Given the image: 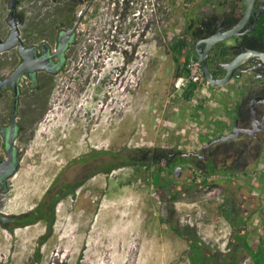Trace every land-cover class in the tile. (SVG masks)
Here are the masks:
<instances>
[{
	"label": "rangeland",
	"instance_id": "rangeland-1",
	"mask_svg": "<svg viewBox=\"0 0 264 264\" xmlns=\"http://www.w3.org/2000/svg\"><path fill=\"white\" fill-rule=\"evenodd\" d=\"M9 1L0 0L3 25ZM19 3L24 31L36 39L70 22L57 15L53 0ZM215 3L95 1L67 51L66 67L52 77L49 95L32 114L26 142L19 140L20 170L10 181L11 193L0 196V210L17 217L57 188L82 184L56 206L51 233L44 221L13 232L0 225V264H190L186 241L167 222L171 212L174 224L195 227L214 251L229 253L233 229L227 211L248 219L251 245L264 240V151L235 178L221 173L234 158L219 163L215 181L207 185L198 162L187 163L180 177H167L172 188L164 198L132 168L121 166L109 176L102 171L113 163L111 153L178 149L186 156L201 155L210 139L230 132L240 80L200 88L186 103L173 84L176 67L166 48V34L181 35L187 16L200 17ZM86 6L77 9L76 18ZM100 151L107 155L93 158ZM172 194L178 195L174 205ZM241 264L253 262L246 258Z\"/></svg>",
	"mask_w": 264,
	"mask_h": 264
},
{
	"label": "flooded vegetation",
	"instance_id": "flooded-vegetation-1",
	"mask_svg": "<svg viewBox=\"0 0 264 264\" xmlns=\"http://www.w3.org/2000/svg\"><path fill=\"white\" fill-rule=\"evenodd\" d=\"M19 1L20 0H16V20L18 23L20 38L22 39L26 49L34 50L36 60L44 61L47 59L49 62L48 64H45L48 69L44 68L32 74L25 72L18 80L14 81L9 78L24 62L20 55L19 47L17 46L0 53V164L3 166L2 169H4L0 171V196L11 193L10 181L20 170L23 158V154L21 153L22 150L18 145L19 140L26 142L28 133L34 125L32 114L36 111L37 107L39 108L41 105L43 106V97H47V95H49L53 81L52 77L60 74L66 67L67 51L75 44L79 27L95 3H93L89 11L82 19L81 24L67 44L66 48L62 53L58 54L61 45L60 38L62 34L74 27L86 8L81 11L79 17L74 20L77 9L83 6L85 3L88 6L91 0H85L83 5L77 7L75 13L71 14L74 16L71 18L68 26L56 28V30H52L51 33L50 31L46 32L47 35L45 34L46 36L43 39H40L42 36L38 37V39L34 38L32 35L28 36L31 31H24L27 23L24 14L19 11ZM262 1L263 0H256L252 16L247 25L241 30L239 36L219 42L212 48L208 63L212 74L216 78L221 79L226 76V71L223 68L224 64L233 62L237 57L247 53L248 51H258L257 49H254L252 45H248L246 38H248L256 28L259 19L256 21L255 16L260 11ZM10 2L11 0L8 2L6 24L3 25V23L0 21V39L3 43L9 39L10 32L12 30L11 26L9 25V17L11 12L9 8ZM217 2L219 4L216 5L215 3L214 7L210 9L211 11L215 10V12H211L209 10L203 13L202 16L197 17L198 19H205L204 16L212 17L216 15L221 21L219 22V26L217 27L214 34L204 39H200L195 43L194 49L196 55H198V51L205 50L206 48V44H201L198 46L200 42L209 39L219 31L225 34L237 27L245 15L248 4L247 0H217ZM237 5H241V7L244 6V11L241 15L235 12V16H233V12H231V10ZM224 6L226 9L228 8V10H224ZM0 15H2V13ZM3 18L5 17H2V19ZM234 18H239V21H233ZM224 50L232 51L234 53V56H232L228 62H222L218 58L217 52H222ZM234 80H240L241 82V85L239 86L240 101L238 103L244 102L246 108L248 109H236L237 105L235 106L236 111L234 109V113L236 115L234 125L227 135L232 133L236 122H238L239 129H254L252 103L254 100L258 99L254 105V109L257 111L258 118L257 130L252 135L242 133L238 138L228 142L215 143V141L219 140L223 136L210 139L212 141L202 148L201 155L196 153L186 156L185 154V157L190 159V165L196 166L195 163L197 161V166H200V168H205V164L212 162L216 164V169H218L217 165L219 163L227 164L229 161H226V155L229 153H227L226 144L230 143H233L231 151L237 154V157L234 158V161L238 158L241 162L244 160V158L247 160V162L253 159L257 161V159L262 156L264 151V127L261 125V123L264 119V103H262L260 99H264V65L257 58L250 59L235 72L232 81ZM15 105L17 106V113L14 124L15 131L13 141V156L10 160V140ZM248 111L250 117L248 116ZM24 142H22L21 145L25 144ZM221 156L222 160L220 159ZM14 170L16 173L15 175H12L11 171ZM79 183L82 182L78 181L74 184L66 185L75 186ZM13 218L14 216L5 217V215H3L2 211L0 210V225H4L5 228L7 227V229L11 228L13 226Z\"/></svg>",
	"mask_w": 264,
	"mask_h": 264
},
{
	"label": "trees",
	"instance_id": "trees-1",
	"mask_svg": "<svg viewBox=\"0 0 264 264\" xmlns=\"http://www.w3.org/2000/svg\"><path fill=\"white\" fill-rule=\"evenodd\" d=\"M53 1L58 13L57 15L62 20L67 18L68 22L71 21V18L74 16L71 14L75 13L77 7L85 3V0ZM198 1L199 0H188L189 3ZM224 10H228V8L226 9L225 7ZM243 11L244 6L241 7V5H237L231 10V12H233V16H235V12L241 15ZM211 12H215V10ZM204 18L205 19H198L189 15L186 17L188 21L187 26L181 35H165L167 42V55L171 57L172 62L176 67V74L173 78L174 85L180 78L186 79L190 76V70L188 67L193 60L197 61V55L194 49L195 43L200 39H204L214 34L217 27L219 26V22L221 21L216 15L212 17L204 16ZM75 19L76 17L74 16V20ZM233 21L238 22L239 18H234ZM246 42H248L249 46L252 45L254 49L264 51V10L261 13L255 30L248 38H246ZM125 54L127 55V52H125ZM217 54L218 58L222 62H228L230 58L234 56L232 51L225 50L222 52H217ZM125 60L130 62L128 57H125ZM197 90L198 85L194 83L188 84L186 87H184L181 93V97L184 102L191 103L196 96ZM238 108L248 109L246 108L244 102L238 103L236 109ZM211 141L212 140H209V142ZM226 146L227 153L229 152L226 155V161L230 158H236L237 154L231 151L233 143L226 144ZM185 154L186 153L178 149H136L128 151L127 154L111 153V159H113V163L107 167H104L102 171L106 176H109L112 171L120 168L121 166L132 168L134 173L140 177V179L147 177L146 180L150 182L152 187L155 189L157 196L163 197V195L171 192L172 188L168 182H166L167 177H172L177 167H182L187 163L190 164V159L185 157ZM105 155H107L105 152H94L93 158L97 159ZM84 161L87 162L86 159H84ZM215 165V163L209 162L205 164V168H200V166H198L204 176L202 185L211 184L215 181V176L217 175V169ZM248 167L249 162H247L245 158L242 162L238 158L228 167H222L221 173H226V178L231 179L235 178L236 173H246ZM229 171H233V173L229 174ZM194 175V177L198 176L197 174ZM81 184L82 183H79L75 186L65 185L57 188L53 192L48 193L43 201L34 210L29 213L14 217L12 221L13 226L8 229L13 232L15 228L33 226L40 221H44L49 233H51L55 224L56 206L61 200L67 198L68 196H73ZM177 200V194H172L169 198V201L172 205H174ZM226 214L227 220L231 223L233 229L232 238L228 243L229 253L214 251L208 244L202 241L195 227H181L177 223L174 224V212H171L172 219H168L167 222L175 236L186 241L188 245L187 256L190 264H241L246 258H250L253 264H264V240L255 247L251 245L248 233V219L238 220V216H234L232 211H227ZM237 221H239V223H236ZM46 239L47 237L44 236L38 243V256L40 255L41 247L45 243L44 240ZM38 256L37 259H39Z\"/></svg>",
	"mask_w": 264,
	"mask_h": 264
},
{
	"label": "water",
	"instance_id": "water-1",
	"mask_svg": "<svg viewBox=\"0 0 264 264\" xmlns=\"http://www.w3.org/2000/svg\"><path fill=\"white\" fill-rule=\"evenodd\" d=\"M95 1L96 0H91L89 5L86 7L85 11L83 12V14L80 16V18L78 19V21L74 25V27L62 34V36L60 38V44L61 45H60L58 54L62 53L63 50L66 48V46L69 43V41L71 40L72 36L75 34L79 25L81 24L82 19L84 18V16L89 11V9L91 8V6L93 5V3ZM247 2H248V4H247L245 15L237 27H235L233 30H231L230 32L225 33V34L222 33L221 31H219L217 34H215L214 36L210 37L207 40L200 42L198 45V46H200L201 44H206L205 50L198 51L197 60L201 63L202 71H203V74H204V77H205L207 83L213 87H222V86L228 85L232 81V79L234 78L235 72L250 59L257 58L264 65V51L258 50V51H248L247 53L242 54L239 57H237L233 62H231L229 64H224L223 68L226 71V76L224 78H221V79L216 78L212 74V72L209 68L208 60H209V55L211 53L212 48L219 42L231 39L235 36H239L241 30L247 25L248 21L250 20L252 13H253V9H254V5H255L256 0H247ZM9 8L11 11L10 17H9V25L11 26L12 30L10 32L9 39L5 43H3L0 39V53L7 51V50H10V49L17 47V46L19 47V52H20V55L23 58L24 62L14 72V74L9 78L11 80L16 81L25 72L32 74V73L40 71L44 68L48 69V67H46L45 64H48L49 60L46 59L44 61L43 60L38 61L35 58L34 50H32V49L28 50L25 48L23 41L20 38V32H19L18 23L16 20V0H11ZM263 10H264V0L262 1V5H261L259 13L255 16L256 21L259 19ZM260 100L262 103H264V99H260ZM257 101H258V99L254 100L252 103L254 129L253 130L239 129L238 128V122H236V124L234 126V130L232 131V133L227 135V136H223L219 140L215 141V143L228 142V141L234 140V139L238 138L242 133H247V134L252 135L257 130L258 118H257V111L254 109V105ZM16 113H17V106L15 105L14 115H13V126H12V131H11V140H10V144H11L10 153H9L10 160L13 156V144H14L13 141H14V131H15L14 124H15V120H16ZM261 125L264 127V119H263V122L261 123ZM2 167L3 166H1V164H0V171L4 170V169H2ZM182 171H183V167L176 168V170L174 172L175 176L180 177ZM15 173H16L15 170L11 171L12 175H15Z\"/></svg>",
	"mask_w": 264,
	"mask_h": 264
},
{
	"label": "built area",
	"instance_id": "built-area-1",
	"mask_svg": "<svg viewBox=\"0 0 264 264\" xmlns=\"http://www.w3.org/2000/svg\"><path fill=\"white\" fill-rule=\"evenodd\" d=\"M188 68L190 70V76L186 79L180 78L179 80H177L176 87L178 89L182 90L184 87L191 83L197 84L198 90H200V88H207L209 86L204 77L201 63L198 60H193Z\"/></svg>",
	"mask_w": 264,
	"mask_h": 264
},
{
	"label": "bare ground",
	"instance_id": "bare-ground-1",
	"mask_svg": "<svg viewBox=\"0 0 264 264\" xmlns=\"http://www.w3.org/2000/svg\"><path fill=\"white\" fill-rule=\"evenodd\" d=\"M17 13V12H16Z\"/></svg>",
	"mask_w": 264,
	"mask_h": 264
}]
</instances>
